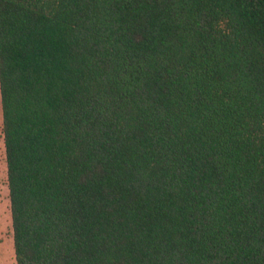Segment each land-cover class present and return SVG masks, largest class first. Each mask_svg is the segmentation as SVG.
<instances>
[{
  "label": "trees",
  "instance_id": "1",
  "mask_svg": "<svg viewBox=\"0 0 264 264\" xmlns=\"http://www.w3.org/2000/svg\"><path fill=\"white\" fill-rule=\"evenodd\" d=\"M17 264H264V0H0Z\"/></svg>",
  "mask_w": 264,
  "mask_h": 264
},
{
  "label": "rangeland",
  "instance_id": "2",
  "mask_svg": "<svg viewBox=\"0 0 264 264\" xmlns=\"http://www.w3.org/2000/svg\"><path fill=\"white\" fill-rule=\"evenodd\" d=\"M0 90V264H17Z\"/></svg>",
  "mask_w": 264,
  "mask_h": 264
}]
</instances>
